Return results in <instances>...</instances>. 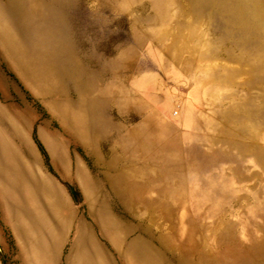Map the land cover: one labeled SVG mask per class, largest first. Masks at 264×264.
<instances>
[{
	"label": "rangeland",
	"instance_id": "obj_1",
	"mask_svg": "<svg viewBox=\"0 0 264 264\" xmlns=\"http://www.w3.org/2000/svg\"><path fill=\"white\" fill-rule=\"evenodd\" d=\"M0 106L72 206L56 264L80 221L110 264H264V0H0ZM24 258L0 207V264Z\"/></svg>",
	"mask_w": 264,
	"mask_h": 264
},
{
	"label": "crops",
	"instance_id": "obj_2",
	"mask_svg": "<svg viewBox=\"0 0 264 264\" xmlns=\"http://www.w3.org/2000/svg\"><path fill=\"white\" fill-rule=\"evenodd\" d=\"M2 7L18 12V2H7ZM76 131L89 134L94 125L90 107L81 111H70ZM0 106V207L3 217L22 242L24 261L27 264H56L60 239L66 225L72 219L73 209L52 179L38 173L23 162L12 143L18 138L20 128L16 120H6ZM92 215L101 222L102 235L110 231L120 237L116 218L110 213L106 196H97V188L90 184ZM74 264H110L109 255L95 239L85 222H78L73 242Z\"/></svg>",
	"mask_w": 264,
	"mask_h": 264
}]
</instances>
